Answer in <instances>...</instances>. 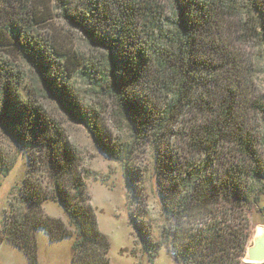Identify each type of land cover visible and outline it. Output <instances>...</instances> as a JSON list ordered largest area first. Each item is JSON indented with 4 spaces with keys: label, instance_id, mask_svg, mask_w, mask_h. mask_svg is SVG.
Wrapping results in <instances>:
<instances>
[{
    "label": "trees",
    "instance_id": "trees-1",
    "mask_svg": "<svg viewBox=\"0 0 264 264\" xmlns=\"http://www.w3.org/2000/svg\"><path fill=\"white\" fill-rule=\"evenodd\" d=\"M53 1L105 59L61 43L49 29L46 0H0V128L29 153L0 244L38 264L37 232L44 229L52 241L73 239L70 264H111V241L90 202L91 172L35 94L23 95L25 76L13 56L37 71L38 84L87 127L101 152L122 163L134 193V142L152 144L167 213L162 241L129 214L150 261L167 245L181 264H246L249 212L264 201V158L253 124L264 114L255 87V69L264 64V0ZM71 72L91 93L111 97L132 144L109 137L97 111L83 108ZM11 169L0 150V172ZM48 201L69 220L47 214Z\"/></svg>",
    "mask_w": 264,
    "mask_h": 264
},
{
    "label": "rangeland",
    "instance_id": "rangeland-1",
    "mask_svg": "<svg viewBox=\"0 0 264 264\" xmlns=\"http://www.w3.org/2000/svg\"><path fill=\"white\" fill-rule=\"evenodd\" d=\"M46 2L52 17L49 29L59 34V38H62L61 43L79 52L82 57L105 59V53L101 49L93 46L78 28L64 21L61 10L57 9L53 0H46ZM247 51L250 54H256L258 48L251 47ZM12 59L16 60V68L21 70L25 76L21 85L23 95L33 96L35 94V99H38L48 115L58 121L65 131L69 141L78 152L81 165L91 172L86 180L90 202L97 209L101 231L111 241L109 252L111 264H181L168 253L167 245H163L158 256L150 261L129 219V214L133 213L137 219L144 220L145 225L142 226L146 233L149 232L155 242L162 241V228L166 222L167 213L163 210L161 195L158 191L152 144L148 140L134 142L135 149L131 161L133 171L131 177L134 179L136 191L134 193L129 187L122 163L111 159L98 149L87 127L38 84V73L31 65L13 56ZM255 70V87L264 99V64L259 65ZM68 82L72 84L83 108L97 111L98 120L109 137L132 144V134L120 115L116 113L110 96H97L91 93L90 85L72 72ZM255 118L257 120L253 124L259 140V152L264 158V114H258ZM0 150L8 164L12 166L7 175L0 172V228H2L6 209L9 208L14 194L17 193V188L27 174L29 153L7 136L1 128ZM262 207H264V201L259 202L249 212L252 237L248 249L255 246L257 228L260 226L264 229ZM44 208L51 216L61 217L65 221L69 220L64 208L58 202L48 201ZM37 241L38 264L71 263L72 238L52 241L47 232L40 229L37 232ZM261 247L264 248V245ZM244 261L246 264L252 263L248 260L247 253ZM0 264H28V261L21 250L4 241L0 244Z\"/></svg>",
    "mask_w": 264,
    "mask_h": 264
},
{
    "label": "water",
    "instance_id": "water-1",
    "mask_svg": "<svg viewBox=\"0 0 264 264\" xmlns=\"http://www.w3.org/2000/svg\"><path fill=\"white\" fill-rule=\"evenodd\" d=\"M261 245H264V240H255V246L247 250L248 260L250 262L258 263L264 261V248Z\"/></svg>",
    "mask_w": 264,
    "mask_h": 264
},
{
    "label": "bare ground",
    "instance_id": "bare-ground-1",
    "mask_svg": "<svg viewBox=\"0 0 264 264\" xmlns=\"http://www.w3.org/2000/svg\"><path fill=\"white\" fill-rule=\"evenodd\" d=\"M255 240L256 241L264 240V229L260 226L256 230Z\"/></svg>",
    "mask_w": 264,
    "mask_h": 264
},
{
    "label": "crops",
    "instance_id": "crops-1",
    "mask_svg": "<svg viewBox=\"0 0 264 264\" xmlns=\"http://www.w3.org/2000/svg\"><path fill=\"white\" fill-rule=\"evenodd\" d=\"M251 264H264V261L258 263H251Z\"/></svg>",
    "mask_w": 264,
    "mask_h": 264
}]
</instances>
